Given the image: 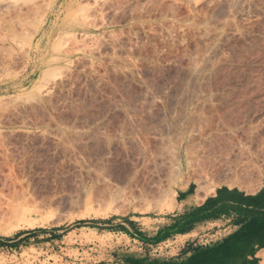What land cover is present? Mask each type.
Listing matches in <instances>:
<instances>
[{
    "label": "rangeland",
    "instance_id": "374dc122",
    "mask_svg": "<svg viewBox=\"0 0 264 264\" xmlns=\"http://www.w3.org/2000/svg\"><path fill=\"white\" fill-rule=\"evenodd\" d=\"M263 179L264 0H0V264H167Z\"/></svg>",
    "mask_w": 264,
    "mask_h": 264
},
{
    "label": "crops",
    "instance_id": "0c3cea01",
    "mask_svg": "<svg viewBox=\"0 0 264 264\" xmlns=\"http://www.w3.org/2000/svg\"><path fill=\"white\" fill-rule=\"evenodd\" d=\"M189 195H185L182 202ZM188 205L185 202L182 210L173 214L167 224L180 232L169 230V236L162 241L177 236L192 237L195 233H201L202 228L213 231L208 239H213L215 235L218 238L205 246L193 242L196 248L183 250L179 257L169 260L167 264L256 263L258 253L264 249V179L256 192L220 188L204 201ZM139 230L145 231L140 226ZM144 234L148 237L157 235ZM189 240L187 238V245L195 238Z\"/></svg>",
    "mask_w": 264,
    "mask_h": 264
},
{
    "label": "trees",
    "instance_id": "16d2710c",
    "mask_svg": "<svg viewBox=\"0 0 264 264\" xmlns=\"http://www.w3.org/2000/svg\"><path fill=\"white\" fill-rule=\"evenodd\" d=\"M193 218H195V217H193ZM194 221H196V220H194ZM169 230H173L175 233L176 232H180L177 229H174V226H172V227H167V228H164V229L160 230L157 233V235L155 237H153V238H144V239H146L148 241H152L154 243L161 242L163 239H165V238H167L169 236ZM190 259H192V257Z\"/></svg>",
    "mask_w": 264,
    "mask_h": 264
},
{
    "label": "bare ground",
    "instance_id": "6f19581e",
    "mask_svg": "<svg viewBox=\"0 0 264 264\" xmlns=\"http://www.w3.org/2000/svg\"><path fill=\"white\" fill-rule=\"evenodd\" d=\"M188 188V186H186V189ZM184 190V189H183ZM215 190V189H213ZM212 190V191H213ZM211 191V192H212ZM178 193V192H177ZM176 191H171V193L169 194L170 198L169 200L172 202V203H176V195H177ZM209 194V193H208ZM197 199V198H196ZM199 200V199H198ZM187 202V205L190 204V203H194V202H198L197 200H195L193 197L189 196L188 199L186 201H184L183 203ZM188 206H191V205H188ZM21 210V207L20 209ZM25 210V209H24ZM23 210V211H24ZM17 212V211H16ZM25 212V211H24ZM23 212V213H24ZM16 214V213H15ZM258 256L261 258L262 262L264 263V253H260L258 254ZM261 262V261H260Z\"/></svg>",
    "mask_w": 264,
    "mask_h": 264
}]
</instances>
